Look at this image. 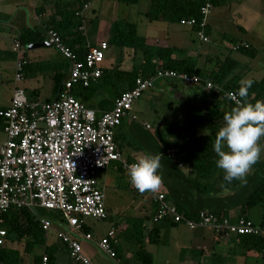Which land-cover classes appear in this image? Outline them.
Wrapping results in <instances>:
<instances>
[{
	"label": "built area",
	"instance_id": "2783aa9c",
	"mask_svg": "<svg viewBox=\"0 0 264 264\" xmlns=\"http://www.w3.org/2000/svg\"><path fill=\"white\" fill-rule=\"evenodd\" d=\"M88 6L89 2L84 4L83 9ZM211 8L212 0H206L200 9V21L189 17L181 19L179 23L187 27L197 24L195 33L205 42L207 37L203 32ZM45 32L46 41L69 62L68 76L57 99H29L18 84L23 77L21 70L25 58L20 50V41L14 39L16 61L13 91L9 106L0 109V118L4 123L2 132L6 136L0 145V248L4 246L6 237V229L1 224L2 213L10 207L25 208L34 214L45 234L54 229L57 239L67 247L69 257L74 262L93 264L81 247L80 238L93 240L90 233L82 231L85 224L83 218H106L104 194L97 184L96 173L115 163L127 173L128 166L134 163L123 159L114 140L115 129L122 120L125 117L134 119L131 114L134 102L160 78L202 85L208 93L218 97L223 95L229 98L231 95L229 99L236 105L240 98L207 78L159 68L152 76L137 77L133 88L123 91L109 110L98 113L74 97L71 89L76 85L88 86L100 77L107 42L100 41L98 45L89 46L80 60L54 29L47 28ZM238 44L232 48L248 47L245 42ZM145 127L149 125L145 124ZM148 193L157 204L152 219L154 222L166 219L189 229L204 227L216 233L226 231L232 235L264 236V226L244 216L232 220L200 212L197 219H189L165 199L160 188ZM35 208L55 212L64 224L55 227L52 220L36 217ZM114 237L115 231L111 228L94 243L100 252L119 264L111 247V242L116 240ZM46 261V256H43L42 264H46Z\"/></svg>",
	"mask_w": 264,
	"mask_h": 264
},
{
	"label": "trees",
	"instance_id": "16d2710c",
	"mask_svg": "<svg viewBox=\"0 0 264 264\" xmlns=\"http://www.w3.org/2000/svg\"><path fill=\"white\" fill-rule=\"evenodd\" d=\"M116 1L126 5L137 4L139 2V0ZM205 1L206 0H148L149 4L145 16L149 22L160 21L179 23L181 19L189 17H194L197 21H200V9ZM225 1L226 0H212L211 10L216 6L224 4ZM87 2H89V0H73L71 4L58 10V19L53 15V18L51 16V19L45 23L46 28L44 32L36 28H24L15 39H18L23 46L33 42H42L46 40V29L51 28L59 34L62 42L73 51L76 57L82 60L89 45L86 44L85 36L82 33V17L79 15H81L82 8ZM190 28L193 29L195 33L198 29V25L196 24L194 27ZM238 29L244 33L243 27L238 26ZM108 32L111 38L107 44L118 48V60L112 66L111 64L107 66L101 64L102 73L95 82H91L88 86L76 85L71 89L72 95L82 103L90 98L95 90L105 85H109L116 99L123 91L134 87L137 77L152 76L159 68L170 69L189 75L196 74L201 78H207L214 83L220 84L226 91H232L234 93L237 92L240 86V78L236 74H233L238 67V61L229 54L222 57H220L219 54L214 56L205 55L203 57L204 62L200 65H198V61L187 54H184L180 59L173 58L172 54L177 50L174 46H161L147 43L145 37L137 33L135 24L128 21L127 18L113 19L110 22ZM203 33L207 37V41L205 42L201 41L195 33L199 44L208 43L210 40L208 17ZM221 35V38H228L229 40L227 46L228 50H234L232 48L234 45L245 42L239 41L240 39L235 36H228L226 33H222ZM245 43L248 44L247 42ZM235 50L249 57L255 55L254 50L250 48L249 44L247 48L239 46ZM25 51L26 49H24L23 52L25 53ZM137 54L140 56L139 61H137ZM124 56L130 57L132 63L128 70L119 69L118 63L123 60ZM26 63L27 60L25 58V63L21 70L22 75L24 70L29 66V64ZM207 64L211 66L206 67ZM252 81L253 84L248 90L247 101L254 103L256 100H264V75L261 79ZM63 82L61 83L59 94L61 93ZM121 86H126L124 90L122 89L123 91L120 90ZM199 86L202 87V85ZM220 97L229 105L230 109L236 106L229 98L223 95ZM0 109L4 108L0 106ZM223 116L224 111L218 108L208 107L205 109L199 105L189 104L186 107L183 117L185 127L179 126L173 121H166L161 130H155L154 138L157 140L156 143L159 146L158 155L160 154L163 156L170 146L175 145L178 160L185 164L195 174L194 177L187 178L178 173V179L183 178V183L189 187H194L196 192L195 194L192 193L187 198V202L178 199L176 196V186L173 182H165L166 191L162 188L161 191L164 193L165 199L172 202L176 210L189 219H197L200 212L230 218L228 213L236 209L239 211V216L250 219L245 213L249 209L260 205L262 208V215L257 225L264 226V173L255 174L253 179L249 181L233 180L231 183H227L223 180L222 170L217 169L215 166L216 156L212 150V144L214 143L216 132L224 123ZM3 126V119L0 118V131L3 130ZM119 126H121V124ZM191 126L198 127L199 131H190L189 129ZM140 135L143 134H139L138 136ZM121 137V133L114 134V140L115 142L119 140V146L123 144V142L131 141L130 144L135 142V137L132 135V138L127 137L125 140H120ZM259 143L264 149V137L261 138ZM117 150L119 151L120 148L118 147ZM166 159L169 161L168 158ZM127 162H129V160ZM116 165L118 167L117 169L122 171L121 166L119 164ZM175 170L177 171L176 167L173 165L171 174ZM158 171L163 179L166 175L163 169L162 172L160 170ZM125 187L128 188L130 192L135 193V197L143 196V194L146 195L148 193V191H137L129 182ZM150 203L152 210H150L149 214L148 211H146L139 216L130 215L125 221V225L130 228V232L126 234L127 236H125L124 239L127 238V243L132 242L136 246L132 253V258L129 260L124 256L122 245L118 243L120 237L116 238L115 236L114 238L116 240L111 242V247L115 254L114 257L120 261V264H152V256L145 249V244L146 241H158L159 231L156 226L151 227L145 238L144 224L153 219L157 209L156 203L152 200ZM202 208L208 210L203 211ZM1 219V224L6 229V237L4 246L0 248V264H24L23 257L18 249L10 246L9 243L13 244L24 240V251L26 253H32L37 245L41 246L43 244L44 231L40 228L34 214L25 208L10 207L2 213ZM163 221H168L172 225L177 224L166 219H163ZM84 225L85 224L82 226V231L88 232L89 229L84 228ZM118 225L117 223L116 225L113 224L112 228L116 229ZM223 233H226V231L218 232L220 235ZM235 238L241 245H246L248 243L252 250H264V236L240 234L235 235ZM6 243H8V245H6ZM41 250L40 254L33 255L32 264H42L43 256H46V264H56L55 254L52 248L44 247ZM191 252L194 256L199 257V255H197L198 253L194 250ZM71 262L74 261L71 259Z\"/></svg>",
	"mask_w": 264,
	"mask_h": 264
},
{
	"label": "crops",
	"instance_id": "0c3cea01",
	"mask_svg": "<svg viewBox=\"0 0 264 264\" xmlns=\"http://www.w3.org/2000/svg\"><path fill=\"white\" fill-rule=\"evenodd\" d=\"M72 1L73 0H33L27 2L25 0H0V32L2 33V31H6L7 33H12L13 38L18 36L20 31L24 28H36L44 32L46 28L45 23L51 19V16L53 15L57 17L56 19H58V15H59L58 10L67 6L68 4H71ZM94 1L95 0H90L89 6L86 9L82 8L81 15H79L82 17L81 30L85 36L86 44H88L89 46L98 45L100 40L101 41L104 40L106 42L110 41V39H107L105 37L96 38L95 31L107 33L106 32L107 28H104L105 25L108 22H111L113 19H117L118 17V16H114L115 18H110L109 16V19H111L110 21L109 20L104 21L100 19L101 21L97 22L96 20L97 16L94 10H92L91 13H89L86 16L89 9L94 5L93 4ZM241 1L242 2L240 3V0H236L237 5L242 6L244 8V11L246 10L247 15H254V18H252V22L254 20V24L253 26L250 27L249 25L241 24L242 17H240L241 15H239V18L235 21L236 30H237L236 32L242 33L238 29V26H240L244 28L243 30L244 34L253 35L251 36L252 39H241L239 41L247 42L250 45V48L255 52V55L251 58H256L258 49L256 46H254L255 45L254 43L256 42L257 45H259V47L264 46V42L262 41L264 38V30H262L261 32H255L253 30L257 29L259 26H264V0H241ZM118 4L116 5L114 2H112L110 7L112 6V8L115 7L118 8ZM137 4H132V5H137ZM146 10H144L143 12L136 11L135 15H137V17H140L138 20H136L134 16V12L132 14L133 15L132 18H129L130 15L124 16L123 18H127L128 21L135 24L137 33L141 36H144L147 43L161 45V46H174L177 50L173 52L172 54L173 58L180 59L185 54L184 52H187L189 53L187 55L191 56L196 61H198V65L203 64L204 62L203 57L205 55L214 56L219 54L220 57H222L223 54H221V51H219L218 49L219 47L217 46L211 48L213 51L212 53L210 52L203 55L201 54L200 51H197L195 53V51L193 50H189L188 48H183L182 46H179L181 44L184 45L185 42L186 45H190V41L193 43V45L194 43L196 44L195 46L196 48H199L201 44L198 45L199 43L198 40L196 39L195 33L193 29H191L190 27H185L180 23H167L160 21L149 22L145 16ZM86 20L89 22L88 30L89 32H91V35H94L95 38H91L90 34L86 33V29H85ZM247 21L246 23H248ZM208 24H209V19H208ZM108 26H110V24H108ZM209 29L211 32L210 24H209ZM43 37H44V33H43ZM0 42L4 43L3 40H0ZM42 42H46V40ZM34 43H39V42H33L29 44H34ZM109 46L110 45H108V47ZM25 49L27 52L28 51L30 52L27 54L26 51L25 53L23 52L24 50L22 51L24 57L27 60L26 64H29V66L27 69L24 70L23 77L18 82V84L22 81L25 82L24 87H21L20 85L19 86L25 91V94L28 98L35 99L38 101H52L54 99H57L60 92L61 83L68 76L69 62L63 57H61L51 46L48 45H41L36 47L35 46L32 47L31 45V47ZM236 61H238V67L235 69L233 74H236L240 78V81L242 79H245L246 77H248L247 79H251V80H259L264 75V64H263L264 58H262L261 63L256 65L244 61V64L246 65L245 66L242 65L239 60L236 59ZM114 63H116V61ZM114 63H111V66ZM118 64H119V69L121 70H128L132 65L130 57H125V56L123 60H121L120 63ZM102 65L105 66L104 60L102 62ZM208 66L210 67L211 65L207 64L206 67ZM14 73H15V69H14ZM257 74H258V78L255 76ZM125 87L126 86L123 87L121 86L120 90L123 91ZM146 91L152 92V94L149 93L148 96L151 98L149 103L150 112L154 115V117H156L157 120L156 125L155 123L153 124L152 122V124L155 125L154 129H152L151 131L150 129L152 128V125L150 124V121L139 119L137 114L133 111L134 109H132L131 111V114L134 116V119H131L130 117H125L122 120L121 126H118L115 129V134L117 133L122 134L120 140H125L127 137L132 138L131 135L135 137V142H133V144H130L131 142L130 140H129L130 142L128 141L123 142V144H121L120 146L118 143L119 140L118 142H115L117 148L118 147L120 148L119 152L121 153L123 159L125 160L128 159L129 162H135L142 155L146 153L158 155L159 146L156 143L157 140L154 138L155 130L157 131L161 130L166 121H173L177 125L185 127V122L183 117L187 105L189 104L199 105L205 109L208 107H214L220 109L221 111H224V114L231 110L229 108V105L225 103V101L221 97L211 95L203 87L199 85H188L178 80H174L170 78H160L155 80L153 86ZM114 96L115 95L112 94L109 85H105L95 90L91 94L90 98L85 100L83 103L86 106L100 113L102 111L109 110L112 107L115 99ZM175 103L176 104L179 103L178 104L180 105L179 109H176L177 105H174ZM9 104L1 107L6 108L9 106ZM145 124L149 125V127L146 128ZM141 128L142 129L145 128V130L147 129L150 130V135L143 134V132L140 130ZM189 130L194 132L199 131L198 127L196 126H191ZM138 133L143 135L138 136L139 135ZM166 158H168L169 161ZM160 163H161V168L159 170L162 172L163 169L164 173L166 174L162 179L160 189L162 188L164 189V191H166L165 182L166 183L173 182L174 185L176 186V196L178 197V199L187 202V198L192 193L195 194L196 192L194 190V187H189L185 183H183L184 182L183 178L178 179V173H180L181 175L187 178L194 177L195 174L185 164H183L178 160L175 145L170 146L165 151L164 155L161 156ZM116 164L117 163L113 164L112 167L113 170L116 171L117 173L116 174L117 179H120L122 177L121 174L126 175V173L123 170L119 171L117 169L118 167ZM171 165L172 166L174 165L177 169V171L175 170L172 174H171L172 171ZM107 168L102 169L101 171L96 173V181L99 187L100 185H102L101 183L102 177H104L103 183L107 185L106 182L107 172L105 173V171H103L106 170ZM260 173H264L263 148L259 162L253 165L252 169L247 174L244 181H249L250 179H253L255 174L258 175ZM116 177H114L115 179L113 178L115 181H117ZM109 180L111 181L112 179ZM114 180H112V182ZM100 189L103 190L101 187ZM138 198H140L139 200L140 203L141 202L143 203V200L144 201L149 200V208L150 210H152L150 203L151 196L149 193H147L146 195L143 194V196H139ZM202 209L203 211L208 210L205 208ZM245 214L248 217H250V219L255 224H258L261 220L262 208L260 205L253 207L249 209ZM228 216H230V218L233 220L236 219L239 216L238 209L230 211L228 213ZM54 220L57 219L54 218ZM151 221L152 220L147 222H151ZM157 222H154L150 225H147L146 223L144 224L145 238L147 237V234L149 233L151 227H155V226L158 229L160 235L161 232H160V228L156 224ZM161 222H164L165 224L167 223V225L170 227H175L176 230L179 225H182V224L172 225L168 221H161ZM111 228L112 227H110L108 230H110ZM117 230L118 229H114L115 233ZM190 232H191L190 235L187 233L188 235L185 236L187 237L189 243L192 242L193 247L190 248V254H192L191 251L194 250L195 252L198 253L197 255H199V259H201V261H197L196 264H205L206 262L207 263L209 262L210 264L211 260L219 261L220 264H264V250L255 251L249 247L248 243L246 245L239 244L238 240L235 238V235L233 236L232 234H226V233L220 235L214 232L213 230L204 227H197L195 229H190ZM88 233H90V230H88ZM49 234L50 231L44 235V241L43 244L41 245V249H43L44 247L52 248L54 250L56 264H77L71 262V259L68 255V250L64 246V244H62L61 242L55 243L54 241L53 242L50 241L51 237ZM115 236L116 238L118 237L117 234H115ZM122 237L123 236L120 235V239L118 243H120L122 245V248L124 249V243H122V241L127 243V238L122 239ZM182 251L183 250H180V255H182ZM83 253L93 264H95L92 261V259L86 254L85 251H83ZM61 254H63L66 257L65 261L60 260L58 262V256ZM124 256L126 257V259L129 260L131 259V257H128L129 255H126L125 253ZM23 263H24V259H23ZM118 263L120 264L119 260Z\"/></svg>",
	"mask_w": 264,
	"mask_h": 264
},
{
	"label": "rangeland",
	"instance_id": "374dc122",
	"mask_svg": "<svg viewBox=\"0 0 264 264\" xmlns=\"http://www.w3.org/2000/svg\"><path fill=\"white\" fill-rule=\"evenodd\" d=\"M114 2L116 5L119 3L116 0H95L94 5L89 9L86 16L91 13L92 10L95 11L96 14V20L97 22L101 21L100 19L104 21H110V18H115L114 16H118L120 18H123L124 16L130 15L129 18H132V14L134 12V16L136 20H138L140 17H137L136 11L143 12L148 7V0H139L137 5H126L123 3L118 4V8H112L110 7L111 3ZM242 1L240 0V3ZM108 6V7H107ZM117 14V15H116ZM240 17H242V23L250 26H253L254 20L252 22V18H254V15H247L246 10L244 11V8L240 5H237L236 0H226L224 4L214 7L210 15L208 16L209 24L211 27V32L209 34V42L202 43L199 48H196V44L190 41V45H186L184 43L179 45L183 48H188L189 50L200 51L201 54L206 53H212V49L214 46L219 47V51H221L222 56L229 54L232 58H235L241 62L242 65L244 64V61L250 64H259L261 63L262 58H264V46L257 45L255 42L254 46L257 47L258 53L256 58H251L244 53H241L236 50H228V44L229 40L228 38H221L222 33H226L228 36L232 35L236 38L241 39H252L250 34H244V33H237L236 31V23L235 21ZM258 16V15H257ZM255 16V17H257ZM117 17V18H118ZM248 19V21H247ZM246 21L248 23H246ZM91 24V23H90ZM110 22H108L104 28H110L108 26ZM86 25V33L90 34L91 38H95L94 35H91V32H89V22L85 21ZM176 25V24H175ZM174 25V26H175ZM187 27V26H185ZM106 30L105 32H97L95 31L96 38H107L110 39L111 36L109 32ZM264 30V26H259L257 29L253 30L255 32H261ZM141 32V30H140ZM0 40H3L4 43L0 42V106H6L10 102V98L12 96L13 91V79H14V69H15V61H16V52L14 51V39L12 33H7L6 31L0 32ZM261 38V37H260ZM106 39V40H107ZM104 41V40H102ZM264 42V38L262 40ZM31 44H27L23 46V44L20 47L21 52ZM192 47V49H191ZM210 47V48H209ZM27 52V51H26ZM30 53L29 51L27 54ZM185 54H189L187 52H184ZM118 48L110 45L107 50H105V56H104V64L107 66L111 63H114L118 60ZM137 58L139 61L140 56L137 54ZM201 58V57H199ZM264 64V63H263ZM262 64V65H263ZM246 66V65H245ZM258 78V74L255 75ZM260 77V76H259ZM246 77L245 79H247ZM25 82H20L19 85L21 87H24ZM149 93L152 94L150 91H145L143 96H141L139 99H137L133 106H134V112L137 114L139 119H143L146 121H150V124L152 125V128L154 129V126L156 125V117L150 112L149 103H150V97L148 96ZM43 96V95H42ZM179 103H175L174 105H177L176 109H179L180 105ZM155 123V125L152 124ZM143 134L150 135V130L140 129ZM5 134L0 131V145L5 140ZM101 171V170H99ZM98 171V172H99ZM105 171L107 172V185L103 183L104 177L101 179L102 185L100 187L103 189L104 194V202L106 207V213L107 217L101 220L92 218V217H84V228L89 229L90 233L92 234V241L85 240L83 238H80V242L82 244L83 251L86 252V254L92 259V261L95 264H117L115 259L109 258L104 253L100 252L96 245L93 243V241L99 240V238L106 233V231L112 227L113 224L117 226L116 234L118 237L123 236L122 239H124L126 234L130 232V228L125 225V221L128 216H139L144 214L146 211H148V214L150 213L149 208V200H143V203L139 202L140 198L137 196L135 197V193H132L129 191L128 188L125 186L128 183V179L126 175L121 174V178L117 179L116 177V171L113 170L112 165H110ZM97 172V173H98ZM114 177H116L115 181ZM114 178V179H113ZM109 179L112 180L110 181ZM109 184V185H108ZM34 213L36 217L38 218H47L53 221L55 227H61L64 223L60 221L59 217L56 216L55 212L46 210L43 208H35ZM57 219V220H54ZM163 221V220H161ZM157 222V226L160 228V235L159 239L156 242H149L146 241L145 249L151 254L152 256V264H196L197 261H201L199 257L193 256L190 254V248H192V242H188L187 236L190 235V229L183 225H179L177 227V230L175 227H170L165 224L164 222ZM154 223L153 221L147 222V225H150ZM188 233V234H187ZM50 241H54L55 243L60 242L56 238V234L54 229L50 230ZM234 236V235H233ZM120 239V238H119ZM124 243V253L126 255H129L128 257L132 258V253L136 246L132 243ZM8 245V243H6ZM10 246L15 247L18 249L20 254L22 255L24 259V264H32V258L35 254L41 253V246L37 245L32 253H26L24 251L25 241L21 240L17 243H9ZM180 250L182 251V255H180ZM65 256L63 254L58 256V262L60 260L65 261ZM209 264V262L205 263ZM210 264H220L219 261H213L211 260Z\"/></svg>",
	"mask_w": 264,
	"mask_h": 264
},
{
	"label": "clouds",
	"instance_id": "9594fccd",
	"mask_svg": "<svg viewBox=\"0 0 264 264\" xmlns=\"http://www.w3.org/2000/svg\"><path fill=\"white\" fill-rule=\"evenodd\" d=\"M253 81L242 79L236 96L237 105L223 116V125L216 132L212 150L215 166L222 170L223 180L244 181L261 157L259 141L264 137V100L248 102ZM231 99V95L229 96ZM161 155L146 153L127 168L128 182L139 192L157 191L162 183L159 175Z\"/></svg>",
	"mask_w": 264,
	"mask_h": 264
},
{
	"label": "water",
	"instance_id": "95a60500",
	"mask_svg": "<svg viewBox=\"0 0 264 264\" xmlns=\"http://www.w3.org/2000/svg\"><path fill=\"white\" fill-rule=\"evenodd\" d=\"M32 45V47L33 46H41V45H48V46H50V44L46 41V42H39V43H34V44H31ZM31 45H29V46H27L26 48H29V47H31Z\"/></svg>",
	"mask_w": 264,
	"mask_h": 264
}]
</instances>
